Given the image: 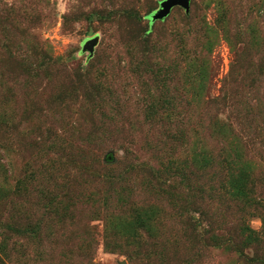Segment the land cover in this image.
<instances>
[{
    "label": "rangeland",
    "instance_id": "374dc122",
    "mask_svg": "<svg viewBox=\"0 0 264 264\" xmlns=\"http://www.w3.org/2000/svg\"><path fill=\"white\" fill-rule=\"evenodd\" d=\"M162 1L0 0V264H264V0Z\"/></svg>",
    "mask_w": 264,
    "mask_h": 264
},
{
    "label": "water",
    "instance_id": "95a60500",
    "mask_svg": "<svg viewBox=\"0 0 264 264\" xmlns=\"http://www.w3.org/2000/svg\"><path fill=\"white\" fill-rule=\"evenodd\" d=\"M190 1L191 0H164L160 3L159 10L153 14L150 19L153 21H163L174 7H180L185 12H188L190 9ZM95 43L96 39L87 40L84 44L83 51H88L92 54Z\"/></svg>",
    "mask_w": 264,
    "mask_h": 264
},
{
    "label": "trees",
    "instance_id": "16d2710c",
    "mask_svg": "<svg viewBox=\"0 0 264 264\" xmlns=\"http://www.w3.org/2000/svg\"><path fill=\"white\" fill-rule=\"evenodd\" d=\"M232 74H233V72H232ZM206 217L207 216H205V213L202 211V214L200 213V217L196 218L193 216H189V218L187 219L186 222H187V224H190L192 227H194V226L200 227L202 225V237H205L207 240H209V239L213 238V234H214L213 227L214 226L211 225L212 227H210L208 225V227H204L205 221L207 220ZM263 224H264V221H263ZM243 229H244V232L252 233L251 230L246 228V227Z\"/></svg>",
    "mask_w": 264,
    "mask_h": 264
}]
</instances>
